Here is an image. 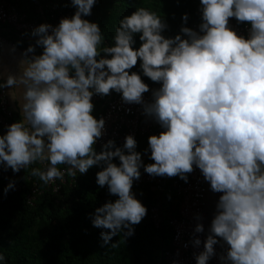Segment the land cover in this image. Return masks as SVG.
I'll return each instance as SVG.
<instances>
[{"label":"clouds","instance_id":"9594fccd","mask_svg":"<svg viewBox=\"0 0 264 264\" xmlns=\"http://www.w3.org/2000/svg\"><path fill=\"white\" fill-rule=\"evenodd\" d=\"M96 3L71 0V17L34 27L36 39L24 47L18 71L0 79V92L9 89L4 94L20 114L0 135V166L16 173L47 162L43 170H30L44 184L99 168L96 184L117 197L90 214L103 244L115 235L132 236L145 217L147 208L132 191L141 168L187 183L195 167L210 190L221 193L195 264H207L218 243L227 245L221 264H264V0H199L198 30L182 23L174 37L162 34V16L136 7L119 20L108 46L98 23L85 18ZM229 18L246 23V35ZM187 19L183 13L182 22ZM138 59L141 71H131ZM142 76L159 85L150 100ZM110 91L140 105L161 129L144 149L152 163H143L131 134L122 146L109 139L96 150L106 129L104 117L93 115L92 97ZM10 189L13 180L4 194ZM195 219L190 242L199 247L195 234L204 228L199 214Z\"/></svg>","mask_w":264,"mask_h":264},{"label":"trees","instance_id":"16d2710c","mask_svg":"<svg viewBox=\"0 0 264 264\" xmlns=\"http://www.w3.org/2000/svg\"><path fill=\"white\" fill-rule=\"evenodd\" d=\"M34 1L39 0L19 2L20 7L28 6V17L34 15ZM47 1L52 2L59 11L68 8L67 0ZM198 3L199 0H97L92 14L85 18L98 23L104 36L103 46H108L112 43L111 38L119 20L136 7H145L162 16L167 24L162 34L174 37L180 32L182 23L191 28L196 20ZM71 9L75 11V7L71 6ZM183 13L188 14L186 22L181 20ZM0 34L19 45L23 43V47L29 45L23 40L28 34H16L7 27H0ZM136 40L135 47H138V37ZM35 51L39 54L42 49L37 47ZM139 63L138 59L131 71L140 72ZM142 79L149 88L156 84L147 77L142 76ZM98 107L99 104L94 105L93 113ZM13 116L15 119L14 113ZM147 138L136 139V151L146 155L145 164L153 162L149 159L150 152H144ZM113 162L119 163L117 158H113ZM32 167L41 168V165L36 163L16 173L11 168L6 171L0 169L2 264H163L161 253L171 249L172 230L169 222L178 216L180 205L171 178L166 181L161 193L147 186H133L136 198L147 208L145 217L133 226L132 236L124 240L122 235H115L107 244H103L101 229L92 226L90 214L96 207L117 197L108 193L107 186L101 188L96 184L95 173L100 169L93 166L84 174L77 173L72 181L71 176L67 175V181L55 195L44 182L30 175ZM140 170L143 171V168ZM9 180L15 181V187L19 189H10L5 195L3 189ZM154 206H158L160 211L158 227L153 225L150 218V209Z\"/></svg>","mask_w":264,"mask_h":264},{"label":"built area","instance_id":"2783aa9c","mask_svg":"<svg viewBox=\"0 0 264 264\" xmlns=\"http://www.w3.org/2000/svg\"><path fill=\"white\" fill-rule=\"evenodd\" d=\"M20 0H0V27H7L12 29L16 34H28L31 30L40 25L41 23H49L53 26L58 24L60 18L71 17L74 11L71 9V0H67L68 8L64 11L59 9L47 0L34 1V15L28 17V6L20 7ZM200 23L199 3L196 10V20L191 24V28L198 30ZM230 26L238 33L246 35L247 24H239L234 18H229ZM9 46L20 51L22 54L24 47H18L14 41H10L7 37L0 34V50L3 46ZM158 84H154L149 88V92L143 94L145 100L151 99V90L158 87ZM5 89L0 92V135H3L6 131L5 125H9L15 122L13 112L9 106ZM94 105L99 104L98 109L94 110V116L97 118L103 116L105 119V134L95 145L96 148H100L102 143L112 139L116 145L122 146L124 137L126 135H133L135 139L140 137H148L153 134H158L161 129L151 119H147L142 114L140 105L137 104H125L121 101L120 94L111 92L104 97L94 95L92 97ZM44 169L47 166V162L40 164ZM64 165L61 169H65ZM0 169H3L0 166ZM9 169V168H8ZM141 171V170H140ZM15 175V174H14ZM67 173L63 180H54L47 185L52 192L56 195L59 193L61 185L67 181ZM71 176V175H70ZM188 181L185 183L177 176L173 177H159L150 176L147 173L141 171L139 180H134L133 186L137 188L149 187L150 190L161 193L166 181L171 178L172 186L175 189L176 195L180 199V205L178 210V216L172 219L169 224L172 230L171 249H168L162 253L163 264H195L194 253L198 254L203 250V241L205 239V226H204V200L206 189L203 185L201 173L194 167V170L187 174ZM15 177V176H14ZM73 176H71V181ZM15 189H19L18 186ZM35 189H33V193ZM196 214H199L201 219L199 223L203 225L204 231L202 233L195 234L201 240L199 247H194L190 242L193 235V230L198 222L195 219ZM150 218L155 227H158L161 222L160 211L158 206H154L150 209ZM222 243V242H221ZM185 245H187L185 247ZM227 245L221 247V244L214 245L215 253L207 264H221L219 256L225 253Z\"/></svg>","mask_w":264,"mask_h":264},{"label":"crops","instance_id":"0c3cea01","mask_svg":"<svg viewBox=\"0 0 264 264\" xmlns=\"http://www.w3.org/2000/svg\"><path fill=\"white\" fill-rule=\"evenodd\" d=\"M36 37L33 36H26L24 37V41L30 43H33L35 41ZM10 40V39H9ZM11 41V40H10ZM23 43L21 45H17L18 47H23ZM22 59V54L20 53L19 50L10 48L9 46H3L0 50V79L6 78V75L8 73L15 74L18 71V62L19 60ZM9 89H5L6 93L8 92ZM9 106L12 110V112L15 115V120L20 118V114L18 111V106L17 102L13 101L10 97L7 96ZM145 154H141V158L143 163L145 162ZM62 166V165H58ZM203 185L206 189V194H205V200H204V226H205V238L208 234V229L211 223V220L213 218V215L215 213V205L216 202L221 195V193H214L210 190L209 183L205 181L201 175ZM219 239V238H218Z\"/></svg>","mask_w":264,"mask_h":264},{"label":"water","instance_id":"95a60500","mask_svg":"<svg viewBox=\"0 0 264 264\" xmlns=\"http://www.w3.org/2000/svg\"><path fill=\"white\" fill-rule=\"evenodd\" d=\"M161 256H162V253H161ZM160 260H161V258H160Z\"/></svg>","mask_w":264,"mask_h":264}]
</instances>
